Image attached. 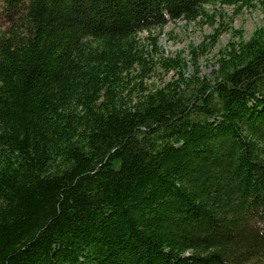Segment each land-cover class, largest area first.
<instances>
[{"label":"trees","instance_id":"trees-1","mask_svg":"<svg viewBox=\"0 0 264 264\" xmlns=\"http://www.w3.org/2000/svg\"><path fill=\"white\" fill-rule=\"evenodd\" d=\"M243 4L0 0V264H264V26L154 33Z\"/></svg>","mask_w":264,"mask_h":264},{"label":"rangeland","instance_id":"rangeland-1","mask_svg":"<svg viewBox=\"0 0 264 264\" xmlns=\"http://www.w3.org/2000/svg\"><path fill=\"white\" fill-rule=\"evenodd\" d=\"M252 2L253 5L243 4L237 13H234V5H216L214 8L210 6L209 9H214L217 13L214 26L202 20L191 22L177 20L167 23L161 30H155L154 32L157 33L159 50L167 56H174L179 52L187 62V71H191L189 62L191 57L190 45L195 46L200 42H205L207 45L209 42L207 35L212 33L213 28L218 25L225 26L227 29L220 34L217 42L210 47L207 45L205 52L197 57L201 73L209 74L211 69L216 66L218 51L232 37L234 29L240 30L243 37L248 38L254 29L264 26V8L258 1L252 0ZM140 35L143 36L144 33ZM171 74V72L164 73L158 69L152 75L151 80L159 82L161 79H168Z\"/></svg>","mask_w":264,"mask_h":264}]
</instances>
